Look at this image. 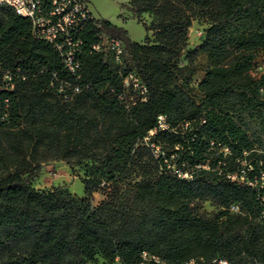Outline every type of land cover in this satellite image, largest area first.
Listing matches in <instances>:
<instances>
[{
    "label": "trees",
    "instance_id": "16d2710c",
    "mask_svg": "<svg viewBox=\"0 0 264 264\" xmlns=\"http://www.w3.org/2000/svg\"><path fill=\"white\" fill-rule=\"evenodd\" d=\"M129 7L139 21L150 15L153 37L133 40L91 17L78 33L77 76L0 3V264H137L141 249L166 264L196 255L264 264V0ZM196 16L207 24L191 47ZM102 33L121 42L118 59L92 47ZM199 53L207 65L196 98ZM129 74L136 86L124 83ZM158 114L166 127L150 136L155 155L143 137ZM52 159L82 170V195L31 184ZM200 200L217 210L206 214Z\"/></svg>",
    "mask_w": 264,
    "mask_h": 264
},
{
    "label": "built area",
    "instance_id": "2783aa9c",
    "mask_svg": "<svg viewBox=\"0 0 264 264\" xmlns=\"http://www.w3.org/2000/svg\"><path fill=\"white\" fill-rule=\"evenodd\" d=\"M0 3L11 6L16 13L27 17L30 20L32 34L54 44L64 65L78 76L80 62L77 55L81 44L78 33L87 21L93 17L88 6V0H0ZM99 37L100 39L92 47L101 50L105 46L118 59L122 49L121 42L114 37L104 36L103 33L99 34ZM5 76L10 78L7 74ZM129 81H132L134 86L138 84L133 74L125 77L124 83L126 85ZM74 89L78 90L79 86L76 85ZM164 127H166L165 117L163 114H158L157 125L149 129L147 135L143 137V140L152 147L155 155L163 152H160L159 147L154 146L153 142L149 141L150 136L157 129ZM223 150L226 151L227 148L223 147ZM173 171L180 176H190L187 172H181L176 168H173ZM232 177H235V175H232ZM262 197L264 200V194ZM229 208L234 211L239 209L236 203H232ZM112 264H116V262ZM137 264L166 263L158 253L141 249ZM182 264H227V260L222 258L207 260L202 255H196L188 258Z\"/></svg>",
    "mask_w": 264,
    "mask_h": 264
},
{
    "label": "rangeland",
    "instance_id": "374dc122",
    "mask_svg": "<svg viewBox=\"0 0 264 264\" xmlns=\"http://www.w3.org/2000/svg\"><path fill=\"white\" fill-rule=\"evenodd\" d=\"M89 9L94 17H104L110 21L124 27L128 36L133 40H142L147 35L153 37L152 31L146 29L145 24H149L151 17L148 13H143L141 21L137 20L129 7V0H88ZM145 24H144V23ZM207 21L204 17H194L188 29L189 46L198 44L203 37V28ZM207 65L204 53H199L195 62V73L191 83L192 94L199 97L197 82L204 74ZM82 170L76 168L72 170L69 165L60 159H52L44 162L41 169L30 178V182L37 188L50 186L67 187L71 192L82 195L84 184L82 182ZM101 198L99 192L94 193L95 201ZM198 208L206 214H212L217 210L216 205L211 200H200L197 202ZM85 264H111L107 260L98 256L95 261H86ZM118 264V263H116Z\"/></svg>",
    "mask_w": 264,
    "mask_h": 264
},
{
    "label": "crops",
    "instance_id": "0c3cea01",
    "mask_svg": "<svg viewBox=\"0 0 264 264\" xmlns=\"http://www.w3.org/2000/svg\"><path fill=\"white\" fill-rule=\"evenodd\" d=\"M117 263V262H116Z\"/></svg>",
    "mask_w": 264,
    "mask_h": 264
}]
</instances>
